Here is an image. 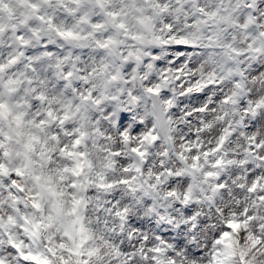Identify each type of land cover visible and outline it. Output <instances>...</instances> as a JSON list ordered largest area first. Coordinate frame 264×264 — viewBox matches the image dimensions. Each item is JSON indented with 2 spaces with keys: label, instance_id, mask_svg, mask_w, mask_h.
Returning a JSON list of instances; mask_svg holds the SVG:
<instances>
[{
  "label": "snow or ice",
  "instance_id": "obj_1",
  "mask_svg": "<svg viewBox=\"0 0 264 264\" xmlns=\"http://www.w3.org/2000/svg\"><path fill=\"white\" fill-rule=\"evenodd\" d=\"M0 264H264V0H0Z\"/></svg>",
  "mask_w": 264,
  "mask_h": 264
}]
</instances>
